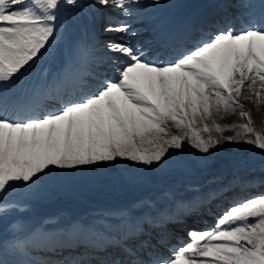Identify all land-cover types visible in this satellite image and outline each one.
<instances>
[{
	"label": "snow or ice",
	"instance_id": "snow-or-ice-1",
	"mask_svg": "<svg viewBox=\"0 0 264 264\" xmlns=\"http://www.w3.org/2000/svg\"><path fill=\"white\" fill-rule=\"evenodd\" d=\"M177 7L170 0H0V220L25 211L27 205L14 199L18 190L35 188L53 169L75 175L121 161L164 169L170 150H183L185 141L203 154L196 157L201 166L223 144L242 141L259 150L264 167V133L239 102L243 96L264 104V0L218 4L223 16L215 30H201L191 48H173L174 58L156 55L151 42H133L151 30L169 54L176 37L189 31L164 14ZM233 7L243 9L239 17L230 14ZM89 13L102 21L99 32L116 38L99 41L91 29L70 44L71 71L49 82L41 69L45 83L32 84V70L42 58L55 57L68 22ZM89 63L97 69L110 64L112 77L80 71ZM85 76L98 81L91 90ZM237 108L247 123H216V116ZM169 122L182 134H172ZM237 128L242 132L211 135ZM174 198L171 191L142 197L59 229L17 220L8 236H0V264H264V192L233 200L214 227L191 229L189 240L177 243L168 225L179 217L157 206ZM203 199L180 207L195 208Z\"/></svg>",
	"mask_w": 264,
	"mask_h": 264
},
{
	"label": "rangeland",
	"instance_id": "rangeland-1",
	"mask_svg": "<svg viewBox=\"0 0 264 264\" xmlns=\"http://www.w3.org/2000/svg\"><path fill=\"white\" fill-rule=\"evenodd\" d=\"M247 96H252V93L248 92ZM239 100H242L239 98ZM244 100V98H243ZM247 105L250 107L253 105V107H256V103H255V98L253 97V99H247ZM247 105L244 104V110L246 111H250L251 116H252V120H253V127L257 130L260 131L262 133H264V104L261 106V108L259 106H257L258 108H255V110H253V107H248ZM258 109H260L259 115L256 113L258 112ZM239 110V108H237V110L235 111L234 114V118L235 123L236 124H245L247 123V118H241L239 116V113L237 112ZM234 118H233V122L234 123ZM237 131H241V129L237 128ZM235 131V130H234ZM249 139H254V134H248ZM243 144L244 147L240 148V145ZM242 149H247L250 153H254L255 156H252V161L253 162H260L262 163V157H261V153L259 152V150L254 149L251 145H247L245 143H243L242 141L239 143H232V144H227L225 149H220L219 151H213L212 152V158L208 161L209 166H208V171L211 170L210 167H216L218 166V164H220V158H231L234 157L236 154H232L233 152L237 153V154H241ZM229 155V156H228ZM237 156H241V155H237ZM236 156V157H237Z\"/></svg>",
	"mask_w": 264,
	"mask_h": 264
},
{
	"label": "bare ground",
	"instance_id": "bare-ground-1",
	"mask_svg": "<svg viewBox=\"0 0 264 264\" xmlns=\"http://www.w3.org/2000/svg\"><path fill=\"white\" fill-rule=\"evenodd\" d=\"M251 100V99H250ZM248 104V103H247ZM263 104H261V105H259V107L261 108V106H262ZM250 107H253V105L252 106H250ZM255 108H258L257 107V105H256V107H253V110H255ZM264 112V111H263ZM258 115H259V113H261L260 112V109H258V112H256ZM221 116L223 117V118H221ZM233 118H234V114H227V115H225V114H223V113H221L220 115H218V116H216L215 117V120H216V123H219V124H221V125H231L232 124V120H233ZM209 124H211V121H207ZM171 127L173 128V130H175V134H177V135H179V134H182L181 133V131L180 130H177L174 126H173V124L171 123ZM235 131L234 130H231V131H224L222 134L223 135H226V136H230L232 133H234ZM53 173L54 174H57L58 173V169H53ZM207 187L210 189V188H212L213 187V184L212 183H207ZM46 198H47V201L45 202V203H37V204H34L33 206H34V209L35 208H38V207H41V208H45V209H48V208H50L51 206H52V204L55 202V200H56V198H57V196L54 194V193H47L46 194V196H45ZM45 197H43V198H45ZM42 198V199H43ZM41 199V200H42ZM209 207H210V205H209ZM208 207V208H209Z\"/></svg>",
	"mask_w": 264,
	"mask_h": 264
}]
</instances>
